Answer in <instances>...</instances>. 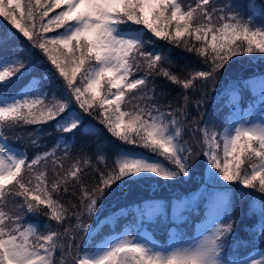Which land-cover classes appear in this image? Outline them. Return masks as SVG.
<instances>
[{
    "label": "snow or ice",
    "instance_id": "snow-or-ice-1",
    "mask_svg": "<svg viewBox=\"0 0 264 264\" xmlns=\"http://www.w3.org/2000/svg\"><path fill=\"white\" fill-rule=\"evenodd\" d=\"M56 9L61 10L50 16ZM0 17L15 29L0 31V87L22 78L34 65L7 52L19 33L51 65L41 80L64 91L61 98L53 94L49 99L34 85L19 96L0 95V264H264V250L260 259L226 258L237 226L230 215L218 217L220 222L207 234L187 241L173 237L167 245L131 232L105 238L98 231L102 223L92 225L102 201L123 185L175 181L202 166L208 169V182H224L214 207L228 211L230 190H239L244 198L249 195L245 189L261 194L258 239L264 245V116L248 113V119L222 132L207 124L195 128L201 134L199 152L185 139L191 130L190 91L214 85L234 58L264 59V0L251 3L247 12L232 4L213 5L212 0L194 5L183 0H0ZM145 29L194 54L205 67L184 75L172 71L168 55L146 48L152 40L146 39ZM155 77L179 86L183 103L161 105L154 82L150 85ZM259 86L264 103V77ZM85 115L121 144L146 151L117 146L109 167L98 144L96 164H103V170L86 153L65 168L78 134L102 132ZM53 121L61 136L48 151L29 159L8 143L5 130ZM43 133L40 127L28 133L33 146L39 147ZM61 144L64 154L57 157ZM88 169L96 173L92 185L85 180Z\"/></svg>",
    "mask_w": 264,
    "mask_h": 264
},
{
    "label": "trees",
    "instance_id": "trees-1",
    "mask_svg": "<svg viewBox=\"0 0 264 264\" xmlns=\"http://www.w3.org/2000/svg\"><path fill=\"white\" fill-rule=\"evenodd\" d=\"M195 2L196 0H183V3L186 5H194ZM260 2L261 0H212L213 5L232 4L234 6H239L244 12L249 11V5L251 3L259 4ZM60 10L61 9H56L49 15H55ZM131 27L141 28L142 26L132 25ZM9 29H11V25L0 17V31H7ZM11 31L15 32V29H11ZM58 31H63V29ZM145 34L146 39L152 40V43L146 45V48L148 50L163 52L168 55L173 65L171 70L177 74L184 75L191 69H202L205 67L199 62L194 54L172 46L168 44L167 41L153 37L146 29ZM16 35L18 39L7 49L8 54L10 56L14 55L25 59L26 63L32 61L34 62V65L22 78L14 80V82L8 84L6 87H0V93L13 94L22 88L31 77H37L40 87L48 93L49 99H51L53 94H55L57 99L61 98L64 94L62 87L54 86L52 82L47 79L41 80V74L46 75L47 70L51 68L50 63L46 61L38 49L32 48L26 38H23L19 33H16ZM48 35H53V33H49ZM234 59L235 63L230 62V66H227V70L219 77L214 85L209 83L206 87L191 90L189 93L191 101L188 106L187 120L189 123V129L191 130L186 132L185 139L189 140L197 152H199L200 147L197 144V141L200 139L201 134L199 131H194V129L197 127H203L207 124L209 128L222 132L228 118L227 116L230 107L226 102V95L234 89H239L242 92V104L246 105V103L252 99V95H250V92L247 89L248 81L258 75H264V59L258 56L251 58L245 56ZM41 60H44L43 65L40 64ZM141 74L142 73H138L137 75ZM153 82L155 84L157 101L161 105L171 103L173 106H177L183 103L182 98L179 97V93L181 92L179 86L170 83L163 77H155L154 81L150 80V85ZM60 84H62V82L57 81V85ZM198 100L201 101L199 107L196 105V101ZM85 119L86 121H91L92 125L100 128L102 132L100 135L89 136H80L78 134L71 143L69 158L63 161L65 168L70 166L74 158L85 153L88 156H91L93 164H96L98 144L103 148V152L107 156V165L109 167L112 166L113 157L118 150L117 146L135 151H146L141 148H133V146L121 144V142L111 137V135L103 129V126L99 125L98 121L94 120L92 117H87L86 115ZM194 120L199 123L194 124ZM54 124L55 121L40 126L29 125L22 128L18 127L11 131L5 130V134L8 137L9 144L27 153V156L31 159L37 152L48 151L56 146L61 133L55 131L53 127ZM37 127L43 128L44 130L43 135L39 137V147L33 146L28 137V133ZM63 154L64 145L61 144L57 149V157H60ZM48 167L49 176L51 177L52 166L50 163ZM96 167H99L101 170L104 169L103 164H96ZM197 167L198 173L195 174L192 170L188 177L181 176L175 181L159 180L158 183L141 182L123 185V187L116 189L115 192L102 201L101 207L96 216L92 219V225L95 227L98 221L101 222L102 231H98L100 232V236H104L110 227L119 226V223L132 220L136 216L137 208H139L140 204H142L147 198L171 199L193 191L201 183V179L198 178L205 173V167ZM85 180L89 185L94 184L96 182V173L91 169H88L87 174L85 175ZM217 185L224 187V182H220ZM229 188L231 189L232 186H229ZM243 191L249 193L247 198H244L239 190H230V196L233 203L229 207L227 216L230 215L232 219L236 221L237 226L230 239L229 245L225 249L229 253V257H231L230 254L232 253H238L239 256L246 254L249 250H259L260 252L264 250V245H262L258 239L260 232V214L258 209L259 197L261 194L249 189ZM250 204L253 205L252 210H250ZM197 209V211L191 212L189 219L186 221L189 223L190 227L196 220L201 219L203 216V207L200 206L197 207ZM28 219L33 220L34 217L30 215ZM44 222L45 218L41 216L39 218L40 225L42 226ZM158 222L161 223V218L158 219ZM156 231L160 237L165 236L164 230L160 232L157 229ZM100 236L96 237L97 241H99ZM77 242L81 243L82 247L86 246L85 242ZM87 243L91 244L92 242ZM69 264H71V261H69Z\"/></svg>",
    "mask_w": 264,
    "mask_h": 264
},
{
    "label": "rangeland",
    "instance_id": "rangeland-1",
    "mask_svg": "<svg viewBox=\"0 0 264 264\" xmlns=\"http://www.w3.org/2000/svg\"><path fill=\"white\" fill-rule=\"evenodd\" d=\"M264 77V76H263ZM262 77H258L256 80H252L251 85L254 87V89L257 91V96H256V104L258 106V101H260V86H259V81ZM34 85L38 86V83L36 82V80H31L29 81L25 87H23L21 90H19L16 94L12 95V96H19L22 95L24 92H27L29 89H31ZM233 99H237L236 95H233ZM256 104L253 105H249L248 108L246 109V114H240L239 113V104L235 105L232 110H230L229 114H228V119L225 122V127L229 124H238L240 122L241 119H248V113H252V109L253 106H255ZM235 110H237L238 112H235ZM263 115H251V117L254 118H260ZM224 127V128H225ZM224 130V129H223ZM194 173H198V167H195L193 169ZM207 172L208 169L205 167V173L203 174V176L199 177L198 179H201V182L203 183L200 188H198L195 191H191L189 192V194H191V201H193L194 204L199 205L202 203H207L208 205V211L206 213L205 219L202 220L201 222H199L197 224V228H196V233L194 235V237L192 239L198 238L200 235L202 234H207L206 230L210 231L211 228H213L215 226V223H219L220 219L219 218H224V216L226 215V212L223 213L224 208L216 205L214 207V202L216 201V198L222 194V190H220V187L217 186V184L208 182V178H207ZM187 200V198H183L182 201L176 202L175 204H173L172 206V211L171 214H173L176 218V220H182L183 218H185L184 213H182L184 206H185V201ZM150 205H154L156 206L154 208V210H150L149 206ZM164 206V202L160 201H152L151 204L146 206L147 209V214L151 217V219H154V216L160 212L163 209ZM215 222V223H214ZM127 231V228H125L124 232ZM124 232H120V233H124ZM119 234V233H116ZM116 234H110V235H116ZM140 234V235H147V236H152L150 230L147 228V225H144L143 223L140 226L139 230H136L135 235ZM109 235V236H110ZM181 235V233H180ZM173 237H176L177 239H180V236H172L167 240V244L172 242ZM107 238V237H106ZM181 240V239H180ZM190 240V239H185V241ZM249 257H255L256 259H260V253H256V252H252L247 258ZM246 259V258H245Z\"/></svg>",
    "mask_w": 264,
    "mask_h": 264
}]
</instances>
